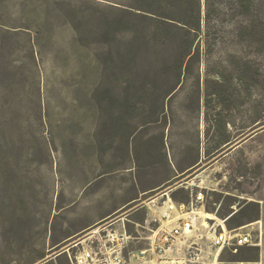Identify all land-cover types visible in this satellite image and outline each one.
I'll list each match as a JSON object with an SVG mask.
<instances>
[{
  "label": "rangeland",
  "instance_id": "rangeland-1",
  "mask_svg": "<svg viewBox=\"0 0 264 264\" xmlns=\"http://www.w3.org/2000/svg\"><path fill=\"white\" fill-rule=\"evenodd\" d=\"M166 122L167 148L201 154L186 176L200 224L243 207L256 243L216 264H264V0H0V264H67L55 243L136 194L128 132ZM162 192L88 228L123 214L121 264L153 263L139 250L168 211Z\"/></svg>",
  "mask_w": 264,
  "mask_h": 264
},
{
  "label": "built area",
  "instance_id": "built-area-1",
  "mask_svg": "<svg viewBox=\"0 0 264 264\" xmlns=\"http://www.w3.org/2000/svg\"><path fill=\"white\" fill-rule=\"evenodd\" d=\"M165 196L164 202L172 203L173 208H168L162 215L164 220L150 228L151 232L146 237L149 247L139 250L141 259L146 258L149 252L153 257L150 260L152 264H208L199 253L204 251L207 257L212 255V264H216L219 254L226 248L236 252L239 247L256 245L245 225L228 228L226 219L211 226L200 224L193 212L200 210L196 207L198 204L200 208L203 206L202 192L191 193L187 203H177L170 195ZM204 229L207 231L203 233ZM130 237L124 224L119 229H88L82 237L66 244L58 255L65 253L67 264H121L123 250ZM173 245L177 247L173 248ZM71 249H74L72 253ZM171 251H174L172 257Z\"/></svg>",
  "mask_w": 264,
  "mask_h": 264
},
{
  "label": "crops",
  "instance_id": "crops-1",
  "mask_svg": "<svg viewBox=\"0 0 264 264\" xmlns=\"http://www.w3.org/2000/svg\"><path fill=\"white\" fill-rule=\"evenodd\" d=\"M169 122H166V125L160 133H151L147 131L144 134L145 136L140 140H138V138L135 139L139 131L138 128L131 132L130 147L133 166H131L130 169H134L135 173L137 172L136 176L138 177L136 178V182L140 184H135L137 188L136 194L114 206L103 207V209L99 212L97 211L85 225L73 229L70 234L63 237L55 244L70 243L72 238H75L78 234L98 221L107 219L115 213L123 211L129 204L140 201L141 195L143 194H153L158 190H162V195L171 196V193L179 188L188 190L190 194L193 193V177H191V175L188 177L186 176L191 173L195 167L200 165L202 159L201 154L197 151L195 152V148L192 146L189 147L188 145L180 148L181 150L179 151H175L176 149L174 150V147H171V149L167 148L166 138H168L169 135ZM216 151L217 148H214V151H207V156L213 155ZM197 176H199L198 173L195 174L194 177ZM122 215L123 214L118 216L116 220L121 222L120 226L124 224Z\"/></svg>",
  "mask_w": 264,
  "mask_h": 264
},
{
  "label": "trees",
  "instance_id": "trees-1",
  "mask_svg": "<svg viewBox=\"0 0 264 264\" xmlns=\"http://www.w3.org/2000/svg\"><path fill=\"white\" fill-rule=\"evenodd\" d=\"M188 65V62H182V63H179L178 64V69H185ZM179 85V83H178ZM177 85V86H178ZM176 86H173L171 87V89L169 90L168 92V95L172 94L175 90H176ZM216 124L217 126L219 127H225L226 123L224 122V120L221 118V115L219 114L218 117L216 118ZM129 135V138H130V135L131 133L128 132ZM229 138H222L220 142H217V149L222 147L225 143L229 142ZM189 191L188 190H185L184 188H179L175 191H173L171 193V197L173 200L177 201V202H188L189 201ZM253 202V201H252ZM256 206H258V203H255ZM244 212V209L243 207H241L239 210L233 212L226 220H225V223L228 227L231 226V224H235L234 227H238V226H241L244 222H242V219L240 216L243 214ZM237 217H239V219H236ZM258 217V214H256V217L254 219H257ZM253 220V219H252ZM231 228V227H230ZM243 247H246V246H243ZM241 248V247H239ZM237 252V250H236ZM234 252V253H236ZM234 256V260H239L237 255H233ZM240 261H243V260H240Z\"/></svg>",
  "mask_w": 264,
  "mask_h": 264
},
{
  "label": "bare ground",
  "instance_id": "bare-ground-1",
  "mask_svg": "<svg viewBox=\"0 0 264 264\" xmlns=\"http://www.w3.org/2000/svg\"><path fill=\"white\" fill-rule=\"evenodd\" d=\"M167 204H169L168 208H170V207L173 208V206H171L172 203H167ZM193 213H195L194 215H196L197 218H200V217L201 218H205V217L209 216V214L204 212L202 209L201 210H195ZM203 224H205V226H206V222L205 221L203 222Z\"/></svg>",
  "mask_w": 264,
  "mask_h": 264
}]
</instances>
